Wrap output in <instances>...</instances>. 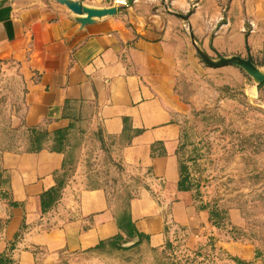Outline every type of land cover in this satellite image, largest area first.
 Instances as JSON below:
<instances>
[{"label": "crops", "instance_id": "0c3cea01", "mask_svg": "<svg viewBox=\"0 0 264 264\" xmlns=\"http://www.w3.org/2000/svg\"><path fill=\"white\" fill-rule=\"evenodd\" d=\"M72 1L116 12L87 18L58 0H0V69L14 70L24 88L14 127L53 133L79 119L76 125L86 122L91 133L101 134L102 148L142 183L130 200L140 236L129 241L157 248L180 236L192 249L215 246L244 264H264L253 241L223 229L243 227L241 213L230 209L215 226L181 176L182 119L189 107L180 79L185 64L196 68L199 61L175 13L189 12L205 47L224 18L217 0ZM262 5L233 0L213 38L218 52L249 48L254 56L264 49V34L256 28L245 33L247 20L259 23ZM257 90L250 86L251 93ZM78 149L75 180L51 207L47 192L57 185L68 152L0 149V264H58L120 234L106 188L88 187L79 175L85 143Z\"/></svg>", "mask_w": 264, "mask_h": 264}, {"label": "rangeland", "instance_id": "374dc122", "mask_svg": "<svg viewBox=\"0 0 264 264\" xmlns=\"http://www.w3.org/2000/svg\"><path fill=\"white\" fill-rule=\"evenodd\" d=\"M232 2L217 0L224 18L213 26L205 47L196 38L189 21L178 17L185 23L188 38L191 40V28L196 43L205 52L198 53L192 43L199 66L185 64L180 79V91L189 110L182 119L179 156L184 179L196 203L207 205L210 210L219 209L220 216L230 209L238 210L244 226L225 225L224 231L233 238L249 239L264 249V85L258 84L240 65L209 63L218 62L220 57H250L264 70V49L253 56L249 48L241 54H224L214 46L215 32L226 21ZM261 9L257 25L246 21V34H252L255 28L257 33L264 34V0ZM250 86L258 88L256 94L250 92ZM23 91L14 70L0 69V149L29 148L26 129L14 127L23 113ZM76 130L74 163L67 167L66 181L75 180L81 158L78 146L85 143L86 156L79 175L86 178L88 187H105L113 208L120 212L122 199L135 195L142 183L130 177L102 148L101 134L91 133L86 122L78 123ZM137 243L129 241L118 249L106 245L95 251L65 255L58 264H239L222 248L192 249L185 237H173L157 248Z\"/></svg>", "mask_w": 264, "mask_h": 264}, {"label": "trees", "instance_id": "16d2710c", "mask_svg": "<svg viewBox=\"0 0 264 264\" xmlns=\"http://www.w3.org/2000/svg\"><path fill=\"white\" fill-rule=\"evenodd\" d=\"M129 2H132V0H129ZM261 85H264V82ZM77 121H79V119L76 120L74 119V123L70 126V128L65 130H59L53 133L41 127H32L26 129L28 134L27 139L29 143V148L27 149L28 151H40L45 148H48L53 151L64 152V153L68 152V156L66 157V161L64 163L63 171L57 176V185L53 189L47 192V200L49 207H51L56 201L60 199L62 189L67 183L66 181L67 167L68 165L74 163L73 161L74 158L72 154L77 144L73 143L75 135L73 134L71 138L70 134L72 133L73 130L77 129V125H76ZM68 146L70 147L69 150H67ZM181 169H182L181 176L182 178H184L182 164H181ZM133 196L134 195H130L129 197H127V199H122V205L120 206L121 210L116 214L118 227L120 228V234L108 241H102L95 250L101 249L106 245L118 249L122 247V243L133 239L137 235L140 236V234L136 229L135 223L132 220L131 211H130V200L133 198ZM202 207L209 208L207 205L206 206L204 205ZM208 210L210 212L211 220L213 221L214 225L217 227H220L228 217V211L223 213L222 216H220L221 211H219V209L210 210L209 208ZM139 243H142V240H140L137 244ZM256 256L258 258L264 259V249H261L260 247L257 246ZM234 260L237 261L239 264H244L243 262L237 259Z\"/></svg>", "mask_w": 264, "mask_h": 264}, {"label": "water", "instance_id": "95a60500", "mask_svg": "<svg viewBox=\"0 0 264 264\" xmlns=\"http://www.w3.org/2000/svg\"><path fill=\"white\" fill-rule=\"evenodd\" d=\"M63 4H66L72 11L78 14H86L87 18H92L95 16H102L107 14H113L116 12V8H108V9H90L87 7H84L81 5L78 1H72V0H58ZM178 17L182 18L183 20L189 21V15H184L182 13H175ZM190 35H191V41L193 45L195 46L198 53H205L199 45L196 43L193 32L190 28ZM211 66H226V65H240L242 66L247 73H249L258 84H261L264 82V70H262L260 67L255 65L251 58L248 59H242L239 56H231V57H220V60L218 62H209ZM136 243V242H133Z\"/></svg>", "mask_w": 264, "mask_h": 264}]
</instances>
